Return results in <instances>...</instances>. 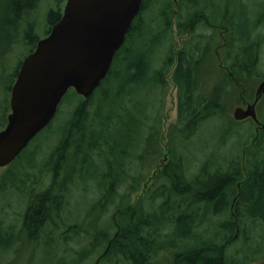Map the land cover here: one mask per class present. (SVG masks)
I'll return each instance as SVG.
<instances>
[{
  "label": "trees",
  "instance_id": "obj_1",
  "mask_svg": "<svg viewBox=\"0 0 264 264\" xmlns=\"http://www.w3.org/2000/svg\"><path fill=\"white\" fill-rule=\"evenodd\" d=\"M62 1L65 0H56L58 5ZM168 1V6L165 5L161 14L151 19L152 34L149 39L143 37L137 46L125 47L124 44L115 53V63L103 80L106 83L117 80L118 85L114 89L109 88L101 96L104 102L110 104L109 111H91L92 95L78 101L70 112L66 127L61 131L54 151L57 158L53 164L57 166L51 172L49 183L40 189L30 190L32 193L27 198L23 216L25 229L28 232L41 231L48 222L53 224L54 231L58 230L60 224L66 227L63 231L66 233L65 242L79 237V249L71 246L63 254V257L68 254V264H82L81 258L87 257L94 250V244H89L93 228H85L82 221L69 224L61 216L66 205L63 201L66 190L74 184L71 180L67 181L68 176L60 179L58 173L67 162L69 150H73V163H78L76 167L81 177L80 185H87L83 177L91 168H101V181L98 185L102 193L95 204L100 208L101 216L110 205L117 210L114 219L107 216L102 220L101 217V235L96 237V246L104 248L106 241L110 240V243L100 264L111 258L123 259L131 264H159L163 252L166 255L175 252V264H249L264 257V122L257 134L250 133L252 142L244 147L242 155L228 160L225 169L221 165L217 167L216 156L211 154L202 161L196 172L189 175L185 156L171 153L169 160L162 166V171H156L152 175L150 195L138 196L133 203L130 201L131 195L140 190L145 177L137 171L131 172L133 159L137 158L140 165L146 153L145 145L140 146L138 141L141 138L143 142H147L154 134L151 133L153 126L147 127L148 124L145 123V120L149 121L150 114L137 109L144 111L141 120L132 113L131 103L133 104L135 96L133 86L141 85L149 71L154 73L156 85H166V75L174 64L171 77L177 86L178 123L173 129L188 136L199 128L202 120L224 117V98L230 92L225 90L227 85L243 80L246 85L248 80L263 73L258 72L257 68L264 32L254 34L253 30L259 24L264 25V11L257 13L251 27L241 0H223L221 4H213L209 0H187L191 5L184 18L180 13L181 0L176 4L172 0ZM149 3L150 1L144 0L142 9H146ZM234 3L241 7L243 15L238 24L228 20L229 9ZM30 4L31 0H11L10 7L18 12ZM207 9H211L210 12ZM60 14L59 7L50 25ZM213 14L221 15L225 24L224 48L227 47L228 51L223 50V64L226 70L217 66L213 39L217 38L218 28L217 23L210 19ZM140 15L141 13L134 19L127 33L128 39L137 30ZM174 17L178 33L186 32L189 35L177 50L174 49L172 35ZM199 24L211 28V33L207 35L197 32ZM49 28L50 26L46 33ZM253 34L255 38L251 37ZM163 37L170 38L169 44L164 55L159 56L160 62L155 68L151 66V60L154 59L152 56L155 49L165 42ZM36 38L33 34L31 40L35 43ZM33 47L34 44L30 51ZM203 65L210 67L209 75H202ZM206 76L211 77L210 91L203 93L198 89L202 88ZM244 87L240 94L245 90ZM96 117H100L99 124ZM127 119L133 127L128 129L126 135L129 137L130 131L133 134L123 146L125 135H122L119 126L113 124V120L122 123ZM228 120L231 124L229 134L238 122L231 118ZM114 131L119 135H115ZM225 140L226 137L221 140L220 145ZM150 152L155 154L156 150ZM61 157L64 160L59 162ZM9 167H12V163L6 169ZM11 170L4 172L0 178V192L10 187L19 191L22 188L28 190L26 183L21 181L22 178L15 180L11 177ZM145 199L149 201V210L145 209ZM157 200L160 202H156ZM217 214L222 217L216 229L207 239L202 240L203 234L208 230L203 224ZM115 224L116 228L112 233L111 229ZM202 227L205 229L201 230ZM2 238L6 237L0 232V248L7 250L10 247L8 242L12 243V239ZM188 242L191 244L187 245ZM239 242L245 244L244 249L237 246Z\"/></svg>",
  "mask_w": 264,
  "mask_h": 264
},
{
  "label": "rangeland",
  "instance_id": "obj_2",
  "mask_svg": "<svg viewBox=\"0 0 264 264\" xmlns=\"http://www.w3.org/2000/svg\"><path fill=\"white\" fill-rule=\"evenodd\" d=\"M148 1H150L149 6L146 9L141 8L142 10L139 12V14L141 13V21L137 26V30H134L135 32H133L132 38L128 39L127 37L129 35H126L124 42L125 47L137 46L142 41L143 37L146 40L149 39L152 34L150 26L151 19L159 16L165 9V5L168 6L169 4L168 0ZM241 1L245 5L252 27V21L256 17L257 13L264 11V0ZM202 2H205V0H202ZM208 2L221 4L222 0H209ZM63 3L64 1L58 5L56 0H34L32 11L27 16V20H33L34 22L33 30L31 31L29 26L26 25V22H24L19 30L15 42H13L9 48L10 51L5 54V57L2 59L0 66V113L3 108H5L6 115L10 111L9 96L10 86L15 79L14 69L18 67L19 62L22 61V59L30 52V48L34 44V41L29 38L31 33L32 35H36L38 39L44 37L46 35L47 28L50 26V22L55 19L56 15L54 14L57 13L59 7L61 13ZM181 4L182 9L180 10V13L183 16L182 18H184V15L188 10L187 8L191 5V3L187 0H181ZM241 12V7L234 3L229 9L228 20L238 24L241 17H243ZM210 19L211 21H214V23H217L216 26L218 28L217 38L216 40L213 39L214 52L217 49L221 51V46L224 42V36H222V34L225 24L223 23L222 16L219 14H213ZM172 21L173 44L174 49L177 50L182 47L183 41H185L189 35L186 32L178 33L175 17ZM263 30L264 25L259 24V26L253 31L254 34H257L259 32H264ZM0 32L2 33L1 30ZM197 32L208 35L211 33V28L199 24ZM254 34L251 36L252 38H255ZM33 38L35 39V37ZM169 40V37H163V41L165 42L161 43L159 47L155 49L156 51L152 56L154 59L151 60V66H154L155 68L158 66V63L160 62L159 56H163L167 51ZM1 46H3V43H1L0 40V48ZM227 51L228 49L225 47L224 52ZM113 63H115L114 59L112 65ZM263 63L264 43L261 46L260 62L257 68L258 72L261 71L263 73H261L259 77L253 78L250 81L248 80L246 85L243 82L244 80L242 82L239 81L238 83L227 85L225 90H230V92L227 93L228 95H225L226 98H224V117H210L202 120L199 128L195 129L194 132L188 136L184 135L182 132H177L176 129H173V127L178 123L177 86L172 81L171 77L174 64L170 67V70L166 75V85H156L154 82L155 75L152 71H149L141 85L133 86L135 96H133V104L131 103L132 113H135L141 120H143L144 111L150 114L149 121L146 122L145 120V123L148 124L147 127L153 126L151 133L154 134L147 142H143L141 138L138 141V144H141L140 146L145 145L146 153L144 154L142 164L140 165H138L137 158L133 159V162H131V172L137 171L138 173L144 174L145 177L141 183L140 190L131 195V203H133L138 196L150 195L149 187L153 185V178L151 177L160 165L163 166L169 160L171 153L173 155L175 152L176 156L178 154H183L185 156L184 159L187 165L186 171L189 172V175L196 172L202 161L211 154L216 156L215 162L217 167L221 165L223 169H225L228 160L234 159L236 155H242L244 147L250 145L252 142L253 138L250 133H255L257 124L251 118L237 121L238 124L233 126V131L228 134L231 125L228 119L231 118L233 120L232 109L236 105H241L242 101L245 102L252 100L257 84L264 77ZM201 73L202 75H209L210 67L208 65H203ZM117 83V80H110L109 83H106L104 80L101 81V84L92 93L91 100L93 105L90 107L91 111L92 109H99L102 113L109 111L111 108L110 104L108 102H104L101 99V96L102 93L108 91L109 88L112 87V89H114L118 85ZM243 84L246 87H244ZM210 85L211 77L206 76L204 78L202 88L198 90L200 92L207 93L210 91ZM242 87H244L245 90L240 94ZM81 99V96L78 95L72 88L68 89L51 122L30 140L19 157L15 158L13 162H11L12 167H9L8 169H6V167H0V178H2L5 174L4 172L12 169L11 173L13 174L11 177L15 180H20V178H22L21 181L26 183L28 189L26 190L22 188L19 191L10 187L5 189L4 192H0V230H2L0 232L4 237H11L12 239V243L8 242L10 247H8L7 250L0 248V264H58V261H61L62 258H64V261L68 264V254H65L63 257V247L69 249V247L72 246L79 249L81 246V242L78 239L79 237H75L76 239L67 241L64 246V242L60 239V237L57 236L55 238L54 233H52L50 229L53 224L48 222H46L47 225L41 228L42 232L39 233L37 237H30L27 234L28 231L25 229L23 223V216L25 215V208L28 201L27 198L30 193H32L30 190L32 188L40 189L44 184L46 185L49 183L51 172L55 171L54 167L57 166V164H53L54 160L57 158L56 155L54 156V151L61 137V131L67 125L71 110L74 109L77 102ZM138 112L141 113L139 114ZM256 112L259 120L264 122V96L256 105ZM95 119L98 121L97 124H99L100 117H96ZM3 124L4 123L2 122L0 123V129L4 126ZM113 124L117 127L119 126L122 135H125L123 138V146H125L133 134L132 131H130L129 137L126 135L128 129L133 127L132 123L129 122V119H127L122 123L119 122V120H113ZM98 126L99 125H97V127ZM114 132L115 135H119L117 131ZM123 132L125 134H123ZM157 133H159L158 136L155 135ZM224 137H226L227 140H225L223 145H220V142ZM170 140H172V143H170ZM137 149L138 152H140V147ZM216 149H218L217 152L212 153ZM147 150H149V152H147ZM150 150H156V153L150 154ZM72 152L73 150L68 151L66 164L58 170L60 179H62L63 176H68L67 181L71 180L74 182L72 185L73 187H68L66 190L65 199L63 200L66 205L64 206V210L61 215L62 218L69 224L81 221L83 222L89 212L90 215L94 214L96 209L93 208V205L96 204L102 193V189L98 185V182L101 181V168L95 170L91 168V171H88V174L85 173L83 177V181L86 182L87 185H80L81 177L76 167L78 163H73ZM63 160V157L58 159L59 162H62ZM162 169L163 167L161 169L159 168L158 171H162ZM7 186L9 187V185ZM156 202H160V200H157ZM149 205V201L145 199L144 206L146 210H149ZM116 212L117 210H114V207L110 205L103 213L102 220H104L107 216L114 219ZM221 217L222 215L219 216V214H217L211 216L209 220L205 221L203 226L208 228V230H206L203 234L202 240L207 239L208 236L213 234L217 224L221 220ZM59 222H62V220ZM86 225H88V223H86ZM204 227H202L201 230L205 229ZM115 228L116 224L115 227L112 226V233L115 231ZM65 229L66 227L60 224L58 230L56 231L62 233ZM6 238L2 239L4 240ZM65 238L66 235L63 236V240H65ZM39 239H43V242L40 244L35 241ZM190 244L191 243L189 242L187 243V245ZM183 245H185V243H183ZM237 246H241L242 249L245 248V244L242 242H239ZM102 249L103 248H101L100 251H102ZM246 254L248 256V253ZM94 255L96 256L97 254ZM174 255L175 252L167 253V255L163 252L161 262H159V264H175ZM95 256L88 255L86 258V264H92ZM261 261H264V257L258 261V263ZM103 264L131 263L123 259L111 258L107 259ZM249 264H256V260L250 262Z\"/></svg>",
  "mask_w": 264,
  "mask_h": 264
},
{
  "label": "water",
  "instance_id": "obj_3",
  "mask_svg": "<svg viewBox=\"0 0 264 264\" xmlns=\"http://www.w3.org/2000/svg\"><path fill=\"white\" fill-rule=\"evenodd\" d=\"M143 1L65 0L60 17L37 40L17 72L10 112L0 130V167L10 164L49 124L68 89L84 99L90 97L107 75ZM263 95L264 78L257 84L253 100L236 105L232 117H250L261 126L256 105Z\"/></svg>",
  "mask_w": 264,
  "mask_h": 264
},
{
  "label": "flooded vegetation",
  "instance_id": "obj_4",
  "mask_svg": "<svg viewBox=\"0 0 264 264\" xmlns=\"http://www.w3.org/2000/svg\"><path fill=\"white\" fill-rule=\"evenodd\" d=\"M3 2V3H2ZM223 2V0H222ZM11 4V0H0V30L2 31V33L0 32V40L1 43H3V46H1L0 48V66L2 63V59L5 57V54H7L10 51V46L13 42H15L19 30L21 29V26L24 22H26V25L29 26L30 30H33L34 27V22L33 20H27V16L29 15V13L32 11V6L34 4V0H31V4L29 5V7H25L21 10H19L18 12H14L12 10V8L10 7ZM207 10H211V9H207ZM224 31V29H223ZM222 36H224V33L222 34ZM32 38V33L30 36V39ZM225 42V41H224ZM224 42L221 46V51L220 50H215V56L217 57V66L221 69V68H225L224 64L222 62V51H223V45ZM21 62V61H20ZM20 62L18 64V67H20ZM15 68L14 69V77H16L17 71L19 68ZM12 87V85H11ZM11 87H10V94H11ZM9 101H10V96H9ZM246 104V103H245ZM5 116L7 119V115L5 114V108H3L2 112L0 113V123H4L3 125H5ZM159 168L161 169L162 167L159 166ZM85 185V184H84ZM93 208L96 209V212L92 215H90L88 213V215L84 218L83 220V225L85 228H93L92 230V239L89 242L90 246L92 245V243L94 244V250L92 251V253L89 254V256H95L94 254H97L94 258V261L92 264H100V256L102 251H100L101 247L99 248L98 246H96L97 244V240L96 237H99L101 235V212H100V208L98 206H96L95 204L93 205ZM86 223H88V225H86ZM52 233H54L55 238L58 236L60 237V239L64 242V246L66 245V242L63 240V236L66 235V233L62 232L59 233L58 231H54L53 230V225L52 228H50ZM41 231H36V232H28L27 234L30 237H37L39 235V233H41ZM86 233V232H83ZM36 242L42 243L43 239H39V240H35ZM66 250H69L65 247H63V254L66 252ZM83 250V254H84V248ZM79 257V256H78ZM86 258L87 257H82V264H86ZM64 263V259L62 258L61 261H58V264H63ZM89 264V263H88Z\"/></svg>",
  "mask_w": 264,
  "mask_h": 264
},
{
  "label": "bare ground",
  "instance_id": "obj_5",
  "mask_svg": "<svg viewBox=\"0 0 264 264\" xmlns=\"http://www.w3.org/2000/svg\"><path fill=\"white\" fill-rule=\"evenodd\" d=\"M254 135V134H253ZM56 212V211H55ZM55 214V213H54ZM56 216V215H55ZM115 263H116V261H115Z\"/></svg>",
  "mask_w": 264,
  "mask_h": 264
}]
</instances>
